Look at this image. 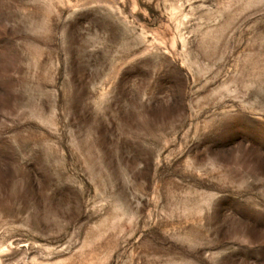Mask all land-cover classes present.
I'll return each instance as SVG.
<instances>
[{"label":"rangeland","instance_id":"1","mask_svg":"<svg viewBox=\"0 0 264 264\" xmlns=\"http://www.w3.org/2000/svg\"><path fill=\"white\" fill-rule=\"evenodd\" d=\"M0 264H264V0H0Z\"/></svg>","mask_w":264,"mask_h":264}]
</instances>
